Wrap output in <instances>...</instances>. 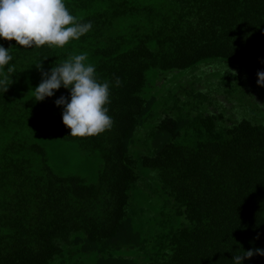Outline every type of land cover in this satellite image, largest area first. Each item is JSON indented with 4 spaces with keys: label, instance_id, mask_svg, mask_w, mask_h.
I'll return each instance as SVG.
<instances>
[{
    "label": "trees",
    "instance_id": "1",
    "mask_svg": "<svg viewBox=\"0 0 264 264\" xmlns=\"http://www.w3.org/2000/svg\"><path fill=\"white\" fill-rule=\"evenodd\" d=\"M65 4L93 25L78 40L0 37L13 57L3 71L15 68L0 88V264H234L264 249V114L239 111L246 94L264 106V0ZM81 53L111 82L114 124L72 137L55 103L70 90L36 101V64ZM198 64L223 65L215 90L196 88L220 91L225 110L178 111L179 70Z\"/></svg>",
    "mask_w": 264,
    "mask_h": 264
},
{
    "label": "clouds",
    "instance_id": "2",
    "mask_svg": "<svg viewBox=\"0 0 264 264\" xmlns=\"http://www.w3.org/2000/svg\"><path fill=\"white\" fill-rule=\"evenodd\" d=\"M91 22H82L74 16L65 4V0H0V37L15 40L25 48H39L44 45L64 47L70 40H78L92 29ZM11 48L0 44V88L8 90L9 74L14 66L7 67L13 59ZM87 53L69 55L65 60L55 63L50 72L43 70L42 61L36 64L43 79L34 88V98L42 101L54 95L62 86L70 90L67 96L59 97L55 103L63 105L62 120L72 137L95 136L110 130L114 124L106 105L110 104V81H101L96 67L87 63ZM257 83L264 86V71H258ZM119 87L121 80L115 78ZM258 238V237H257ZM259 254L264 249L245 250L233 257L234 264H243L245 258Z\"/></svg>",
    "mask_w": 264,
    "mask_h": 264
},
{
    "label": "rangeland",
    "instance_id": "3",
    "mask_svg": "<svg viewBox=\"0 0 264 264\" xmlns=\"http://www.w3.org/2000/svg\"><path fill=\"white\" fill-rule=\"evenodd\" d=\"M199 67V68H198ZM198 68V69H196ZM191 69H196L193 72H190ZM223 69V65H214L212 67H205L201 66V64H198L194 68H186V69H180L179 73L183 74L185 73V94L186 96L184 98L188 99L187 103L181 104L178 108V111H184L187 110L188 112L191 110H201V111H211L212 109H217L220 107L221 109H226V104L224 102L223 98H220L219 95L222 96V93L220 91L215 92L211 91L208 93L207 98L204 100L199 97V92L197 86H200V82L203 87H205L208 90H215V86L217 83V79L221 74V71ZM217 101H216V99ZM223 99V101H222ZM226 101H233L229 98L225 99ZM211 101V102H210ZM201 107V108H200ZM200 108V109H198ZM206 109V110H202ZM239 111L243 114H247L248 117H251L253 119H259L264 114V106L262 105V102H260L255 96H248L243 95L242 98V104L240 106Z\"/></svg>",
    "mask_w": 264,
    "mask_h": 264
}]
</instances>
